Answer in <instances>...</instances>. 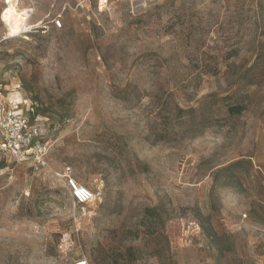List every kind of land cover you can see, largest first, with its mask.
<instances>
[{
	"label": "rangeland",
	"instance_id": "obj_1",
	"mask_svg": "<svg viewBox=\"0 0 264 264\" xmlns=\"http://www.w3.org/2000/svg\"><path fill=\"white\" fill-rule=\"evenodd\" d=\"M11 97L41 137L0 147V264H264V0H0Z\"/></svg>",
	"mask_w": 264,
	"mask_h": 264
},
{
	"label": "built area",
	"instance_id": "obj_2",
	"mask_svg": "<svg viewBox=\"0 0 264 264\" xmlns=\"http://www.w3.org/2000/svg\"><path fill=\"white\" fill-rule=\"evenodd\" d=\"M61 26L60 21L57 22ZM35 106L28 99L9 98L0 103V147L12 155L27 159L35 156V149L41 137L40 126L33 115ZM73 200L76 204H84L99 197L89 187L83 186L70 178L68 181ZM76 264H88L87 261H78Z\"/></svg>",
	"mask_w": 264,
	"mask_h": 264
},
{
	"label": "bare ground",
	"instance_id": "obj_3",
	"mask_svg": "<svg viewBox=\"0 0 264 264\" xmlns=\"http://www.w3.org/2000/svg\"><path fill=\"white\" fill-rule=\"evenodd\" d=\"M32 10L33 9H31V7L14 10L13 16L10 20L11 31L14 35L18 34L22 30L24 24L31 15Z\"/></svg>",
	"mask_w": 264,
	"mask_h": 264
}]
</instances>
